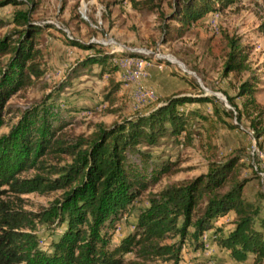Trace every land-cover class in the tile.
Listing matches in <instances>:
<instances>
[{
    "label": "trees",
    "instance_id": "obj_1",
    "mask_svg": "<svg viewBox=\"0 0 264 264\" xmlns=\"http://www.w3.org/2000/svg\"><path fill=\"white\" fill-rule=\"evenodd\" d=\"M236 1L173 0L171 13L166 18L179 25L177 33L182 36L189 26L213 18ZM21 4L22 0H1L0 8ZM29 14L30 10L18 11L11 21L0 23V27L12 24L20 28L15 37L0 39V57L7 56L6 62L0 64V128L4 125L5 104L44 75L37 62L41 53L36 48V39L48 25L33 24ZM259 31L264 33V22ZM67 39L72 45L95 52L79 62L57 85V96L87 66L97 64L104 70L114 58L93 44ZM228 44L223 76L248 69L249 53L245 47L233 39ZM258 85L256 77L241 83L236 95L244 98L240 108L234 104V98H226L236 113V120L239 122L244 116L250 119L255 140L264 143L263 114L255 99ZM195 103L212 104V100L205 96L171 95L145 115L109 127L99 126L86 137L68 136L63 132L68 124L60 115L62 111L58 108V99H53V92L45 96L43 103L22 113L9 133L0 137V188L8 187L15 194L62 191V195L50 210L31 215L17 203L4 200L5 191L0 190V264H124L123 257L127 254L144 259L163 258L177 264L185 241L192 240L202 246L205 234L208 242L228 253L236 263L244 264L251 255L253 264H262L264 237L255 228L260 209L243 197L247 180L237 177L240 155L211 164L205 174L194 179L150 193L145 206L134 215L133 232L119 246L107 248L109 231L123 214L130 213L133 201L163 175L173 173L172 165L167 163L147 174L145 166H136L129 156L137 154L143 158L146 154L138 147L154 146L162 138L178 141L184 134L188 141L189 121L198 113L184 106ZM214 109V114H218ZM227 115L232 116V112ZM57 157L65 158V164H47L50 158ZM32 169L37 172L32 178H21ZM16 201L20 200L16 198ZM229 213L235 215L234 229L223 234L222 228L215 227L214 223ZM38 218L49 224L64 225L50 254L38 248L36 234L26 232Z\"/></svg>",
    "mask_w": 264,
    "mask_h": 264
},
{
    "label": "rangeland",
    "instance_id": "obj_2",
    "mask_svg": "<svg viewBox=\"0 0 264 264\" xmlns=\"http://www.w3.org/2000/svg\"><path fill=\"white\" fill-rule=\"evenodd\" d=\"M22 3L0 8V23L11 21L18 11L30 10L33 24L48 25L36 39V48L41 53L37 62L44 75L5 104L0 137L9 133L22 113L43 103L45 96L52 92L53 99H58L60 115L68 124L63 132L74 137H86L99 126L109 127L145 115L160 100L167 98L159 95L186 94L212 100V104L184 106V109L198 113L189 121L188 141L184 134L178 141L162 138L154 146L138 147L146 154L143 158L137 154L129 156L130 162L136 166H145L147 174L167 163L172 165L173 173L163 175L158 183L133 201L130 213L123 214L108 233L109 250L119 246L121 240L133 232L134 215L145 206L150 193L159 192L176 182L194 179L205 174L211 164L223 163L237 155L242 156L238 164V180H247L243 197L260 209L255 228L264 237V143L255 140L249 127L250 119L244 116L239 122L236 120V113L226 98H234V104L240 108L244 98L236 96L239 86L256 77L259 85L255 99L264 120V33L259 31L264 22V0H237L213 18L189 26L182 36L177 33L179 25L166 18L171 13L173 0H22ZM19 30L15 25H4L0 27V39L15 37ZM69 37L74 43L93 44L101 52L113 54L114 58L107 62L104 70L97 64L87 66L82 75L70 80L57 96V85L79 62L95 52L72 45ZM229 39L238 41L249 53L248 69L223 76ZM132 57L141 58L148 64L146 74L141 75L138 83L127 82L124 78L127 69L124 62ZM6 60L7 56L0 57V64ZM128 67L135 68L132 62ZM140 85L152 90L156 100L135 107L133 95ZM214 107L218 114H214ZM227 112H232V116ZM53 158L47 164L60 162L63 165L66 162L63 157ZM35 173L36 170L32 169L21 178H32ZM0 190L5 191L4 200L17 203L21 210L31 215L50 210L62 195V191L15 194L8 187ZM39 220H33L26 232L36 234L38 248L50 254L52 244L58 242L64 231V225ZM234 220L235 215L229 213L214 224L227 234L234 229ZM205 235L201 239L202 246L192 240L185 241L177 264H238L216 244L208 242V234ZM123 259L124 264H174L163 258L144 259L134 254H127ZM244 264H253V256L248 255Z\"/></svg>",
    "mask_w": 264,
    "mask_h": 264
},
{
    "label": "built area",
    "instance_id": "obj_3",
    "mask_svg": "<svg viewBox=\"0 0 264 264\" xmlns=\"http://www.w3.org/2000/svg\"><path fill=\"white\" fill-rule=\"evenodd\" d=\"M65 35L68 36L67 31L63 30ZM70 38V37H69ZM104 45H108V44H104ZM133 63L135 68L133 70L130 69V63ZM127 66L125 73H124V78L127 82H136L138 83L141 75H145V69L147 68L146 66H148V64H146L141 58L138 57H132L130 59H126L124 62V66ZM160 68V67H159ZM133 99L135 102V107H142L148 103L154 102L156 100V95L155 93L150 90V89H146L144 86L140 85L136 88V91L133 95ZM262 178H263V174H261ZM206 239V235L204 236ZM206 242V240H205ZM204 242V246H207V244H205ZM208 247V246H207Z\"/></svg>",
    "mask_w": 264,
    "mask_h": 264
},
{
    "label": "crops",
    "instance_id": "obj_4",
    "mask_svg": "<svg viewBox=\"0 0 264 264\" xmlns=\"http://www.w3.org/2000/svg\"><path fill=\"white\" fill-rule=\"evenodd\" d=\"M159 96H160V97H168L169 95H168V96H166V95H164V96H162V95H159Z\"/></svg>",
    "mask_w": 264,
    "mask_h": 264
},
{
    "label": "bare ground",
    "instance_id": "obj_5",
    "mask_svg": "<svg viewBox=\"0 0 264 264\" xmlns=\"http://www.w3.org/2000/svg\"><path fill=\"white\" fill-rule=\"evenodd\" d=\"M174 62V60H172Z\"/></svg>",
    "mask_w": 264,
    "mask_h": 264
}]
</instances>
